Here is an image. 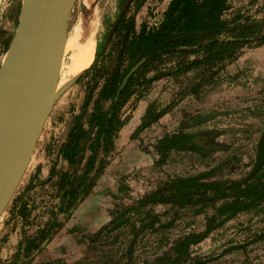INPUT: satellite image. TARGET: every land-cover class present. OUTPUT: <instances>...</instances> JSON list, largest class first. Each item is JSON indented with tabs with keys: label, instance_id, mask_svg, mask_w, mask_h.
Listing matches in <instances>:
<instances>
[{
	"label": "rangeland",
	"instance_id": "1",
	"mask_svg": "<svg viewBox=\"0 0 264 264\" xmlns=\"http://www.w3.org/2000/svg\"><path fill=\"white\" fill-rule=\"evenodd\" d=\"M23 1L1 0L0 67L17 31ZM169 2L95 0L99 19L97 46L104 47L101 66L111 65L120 24L133 20L135 30H140L143 23L157 26ZM81 12L82 3L77 0L69 18L67 35L72 33ZM238 12L263 18L264 0H230V9L225 16L232 17ZM110 52L112 56H109ZM155 74L156 71H152L149 75ZM192 75L190 73L177 80L161 78L146 90L142 86L140 91L143 92L138 91L131 97L121 109L122 118L128 120L115 139L114 150L106 156L108 163L90 191L64 211L60 210L61 206L66 207L67 202L63 194L70 184L61 188L66 182L63 174L69 172L72 177L83 175V166L90 151L82 152L85 153L82 160H79V155L77 162L71 164L62 154V147L78 118L89 128L93 100L86 102L92 86L91 75L81 80L77 78L63 91L53 105L22 181L0 217V264H17L22 257L21 247L25 239L44 227L48 228L54 216L61 227L35 255V251L25 255L27 260L21 264H145L184 233L203 230L205 215H195L188 209L179 215L172 212L164 216L166 220L174 218V224L159 231L143 232L130 252L128 247L133 235L126 228L105 235L96 242L88 237L111 220L116 205L132 203L170 176L215 169L212 179H239L251 169L264 131V45L253 43L245 46L239 58L228 64L213 84L205 86L197 96L189 94L180 99L181 87L191 81ZM98 91L99 88L94 98ZM153 101L159 109L173 101L177 105L158 122L133 137ZM179 131L197 133L204 143L207 139L204 133L212 131L216 146L203 153L174 150L166 164L157 166L155 143L165 134ZM101 157L102 153L99 159ZM98 165L97 162L96 167ZM22 207L29 210H25V216L20 213ZM167 210L169 206L155 207L157 212ZM263 233L264 211L242 212L202 243L193 246V253L206 258L204 264H264ZM114 236L118 241L113 243ZM53 241L55 246L52 249L56 251L47 254V246Z\"/></svg>",
	"mask_w": 264,
	"mask_h": 264
},
{
	"label": "trees",
	"instance_id": "2",
	"mask_svg": "<svg viewBox=\"0 0 264 264\" xmlns=\"http://www.w3.org/2000/svg\"><path fill=\"white\" fill-rule=\"evenodd\" d=\"M229 9L230 0H170L157 26L143 23L140 30H135L133 20L119 25L110 67L107 64L101 66L104 47L97 46L94 62L80 77L81 80L91 75L92 86L86 102L88 104L93 100L89 128L78 118L62 147V154L71 164L77 162L82 152L89 150L90 154L83 166V175L72 177L69 172L63 174L66 182H63L61 188L68 183L70 185L63 194L67 201L66 207L61 206L60 210H69L95 184L96 178L108 163L106 156L114 150L115 139L128 120L122 118L121 109L142 86L146 90L161 78L172 77L177 80L193 73L191 81L181 87L179 98L183 99L189 94L197 96L205 86L219 78L228 64L239 58L245 46L253 43L264 45V17L258 19L242 12L226 17ZM112 54L110 52L109 56ZM144 58L145 62L120 89L128 72ZM152 71H156L153 76L149 75ZM98 88V95L94 98ZM176 105L177 102L173 101L159 109L156 102H151L133 137L158 122ZM93 125L94 134L87 146L82 148L88 130ZM215 142L212 139L210 144L206 139L204 143L199 139V134L194 132L165 134L154 145L158 155L155 163L157 166L166 164L174 150L200 153L212 150L216 146ZM97 162L99 165L96 167ZM93 171L94 175H90ZM215 171L211 169L192 175L170 176L132 203L116 205L111 220L96 233L89 235V240L96 242L105 235L126 228L133 235L128 247L130 252L143 232L159 231L174 224V218L166 220L164 216L172 212L179 215L181 211L190 209L195 215H205V228L184 233L145 264L206 263V258L194 255L193 246L202 243L216 229L242 212L264 211V131L259 138L251 169L244 177L212 179ZM156 206H169V210L157 212ZM25 210L28 209L22 207L20 211L24 216L27 214ZM55 220L54 216L48 228L44 227L36 235L25 239L21 250L24 249L26 256L40 248L46 239H51L58 231L61 223ZM116 241L114 236L112 242Z\"/></svg>",
	"mask_w": 264,
	"mask_h": 264
},
{
	"label": "water",
	"instance_id": "3",
	"mask_svg": "<svg viewBox=\"0 0 264 264\" xmlns=\"http://www.w3.org/2000/svg\"><path fill=\"white\" fill-rule=\"evenodd\" d=\"M76 2L24 0L22 3L17 31L0 67V135L11 140L0 152V217L25 175L57 97L82 74L58 89L60 48L65 49L69 18ZM144 62L145 58L132 67L120 89ZM94 130L95 125L88 130L82 148L87 146ZM84 156L81 153L79 160ZM48 242L46 239L40 248ZM26 260L23 249L17 264Z\"/></svg>",
	"mask_w": 264,
	"mask_h": 264
},
{
	"label": "bare ground",
	"instance_id": "4",
	"mask_svg": "<svg viewBox=\"0 0 264 264\" xmlns=\"http://www.w3.org/2000/svg\"><path fill=\"white\" fill-rule=\"evenodd\" d=\"M81 3L82 12L79 21L72 33L66 34L65 49L61 51L60 48L62 58L58 67V72L61 69L58 89L83 73L95 59L99 27L98 12L95 0H81ZM64 57L67 59L66 62H64ZM10 141L9 136L0 135V152Z\"/></svg>",
	"mask_w": 264,
	"mask_h": 264
},
{
	"label": "flooded vegetation",
	"instance_id": "5",
	"mask_svg": "<svg viewBox=\"0 0 264 264\" xmlns=\"http://www.w3.org/2000/svg\"><path fill=\"white\" fill-rule=\"evenodd\" d=\"M204 135L206 136L207 138V142L212 144L211 141L213 139V141L215 140V136H214V132H208V133H204Z\"/></svg>",
	"mask_w": 264,
	"mask_h": 264
},
{
	"label": "crops",
	"instance_id": "6",
	"mask_svg": "<svg viewBox=\"0 0 264 264\" xmlns=\"http://www.w3.org/2000/svg\"><path fill=\"white\" fill-rule=\"evenodd\" d=\"M0 6H1V0H0ZM54 246H55L54 241L53 242H50L48 244L47 248H48L49 251L47 252V254H54L55 253L56 249H52V247H54ZM50 250H52V251H50Z\"/></svg>",
	"mask_w": 264,
	"mask_h": 264
}]
</instances>
